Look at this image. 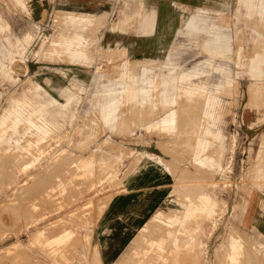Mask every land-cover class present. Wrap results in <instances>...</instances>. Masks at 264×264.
Wrapping results in <instances>:
<instances>
[{"label":"rangeland","instance_id":"1","mask_svg":"<svg viewBox=\"0 0 264 264\" xmlns=\"http://www.w3.org/2000/svg\"><path fill=\"white\" fill-rule=\"evenodd\" d=\"M147 1L0 0V264H102L94 225L151 162L170 194L115 264L263 258L264 0ZM146 5L149 46L101 38Z\"/></svg>","mask_w":264,"mask_h":264},{"label":"crops","instance_id":"2","mask_svg":"<svg viewBox=\"0 0 264 264\" xmlns=\"http://www.w3.org/2000/svg\"><path fill=\"white\" fill-rule=\"evenodd\" d=\"M62 2H71L78 6L99 3L98 0H62ZM144 2L150 4L147 0ZM152 8L146 5L147 12L143 20L136 24L135 31L111 29L102 32L101 38L107 37L108 44H121L132 50L146 48L149 44L145 37L152 35L157 25L154 22V27L149 28L144 21ZM173 178L167 166H159L153 162L136 166L125 175L121 187L104 206L93 228L92 241L102 264H115L122 256L138 232L169 196ZM248 208L246 222L250 224L253 223L254 217L250 219L248 214L257 213L258 210L254 201L250 202ZM261 229H264V221ZM229 244L228 260L232 264H237L245 255V247L236 237H233ZM259 246L263 251L264 243L259 242Z\"/></svg>","mask_w":264,"mask_h":264},{"label":"bare ground","instance_id":"3","mask_svg":"<svg viewBox=\"0 0 264 264\" xmlns=\"http://www.w3.org/2000/svg\"><path fill=\"white\" fill-rule=\"evenodd\" d=\"M190 104V103H189ZM195 104V103H194ZM193 104V105H194ZM187 106V105H186ZM189 106V105H188ZM200 107V106H199ZM196 108V107H195ZM158 111V110H157ZM157 114V113H156ZM193 116V115H192ZM152 118V117H151ZM200 120V119H199ZM181 142V141H180ZM176 144V143H175ZM1 158V157H0ZM11 160V159H10ZM14 160V159H13ZM6 161V160H5ZM15 162V161H14ZM8 163V162H7ZM10 163H11V161H10ZM30 164V163H29ZM3 166V165H2ZM261 167V166H260ZM1 168V167H0ZM7 169V168H6ZM5 169V170H6ZM259 169V168H258ZM261 169V168H260ZM185 171V170H184ZM189 173V172H188ZM184 174V173H183ZM260 174V173H259ZM264 174V173H263ZM5 175V174H4ZM259 176V175H258ZM264 176V175H263ZM2 177V176H1ZM71 177V176H70ZM3 178V177H2ZM262 179H264V178H262ZM45 182V181H44ZM77 183V182H76ZM115 183V182H114ZM198 183V182H197ZM77 184H79V183H77ZM263 186V185H262ZM76 187V186H75ZM44 189V188H43ZM37 191H38V189H37ZM198 192V191H197ZM38 196V195H37ZM31 200V199H30ZM73 201V200H72ZM19 202V201H18ZM44 202V201H43ZM22 206V205H21ZM25 207V206H24ZM249 207V206H248ZM249 209V208H248ZM252 210V209H251ZM24 212V211H23ZM26 214V213H25ZM35 216V215H34ZM252 222V221H251ZM263 222V221H262ZM262 222H261V219L259 218V217H255L254 219H253V223L254 224H256L257 226H259L260 228L262 227ZM158 224V223H157ZM153 226V225H152ZM255 229V228H254ZM258 229V228H257ZM256 230V229H255ZM149 231V230H148ZM242 231V230H241ZM156 232V231H155ZM161 233V232H160ZM199 234V233H198ZM141 236V235H140ZM150 236V235H149ZM253 236V235H252ZM250 239V238H249ZM250 242H251V239L249 240ZM255 241V240H254ZM249 242V243H250ZM140 243V242H139ZM252 243H254L253 241H252ZM246 246V245H245ZM251 246V245H250ZM257 246V245H256ZM249 247V246H248ZM247 247V248H248ZM252 247V246H251ZM252 251L253 250H255V249H252V248H250ZM248 250L249 249H245V253L247 252L248 253ZM20 251V250H19ZM250 252V250H249V254L247 255V256H245L244 258H241V260L242 259H244V261L242 260V262H244L245 264H247V263H249V262H253V261H256L257 262V260L259 261L260 260V263L261 264H264V262L263 261H261L263 258H264V256H263V258L261 257V258H259V256H258V254H256V252L255 253H253V252ZM246 255V254H245ZM129 258V257H128ZM128 260V259H127ZM198 260V259H197ZM241 262V263H242ZM255 262V263H256ZM252 264H254V263H252Z\"/></svg>","mask_w":264,"mask_h":264}]
</instances>
